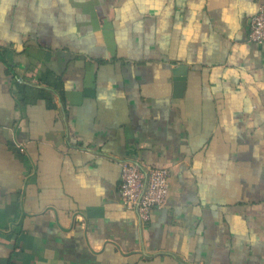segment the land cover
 <instances>
[{"label":"crops","instance_id":"crops-1","mask_svg":"<svg viewBox=\"0 0 264 264\" xmlns=\"http://www.w3.org/2000/svg\"><path fill=\"white\" fill-rule=\"evenodd\" d=\"M262 4L0 0V264H264Z\"/></svg>","mask_w":264,"mask_h":264},{"label":"built area","instance_id":"built-area-1","mask_svg":"<svg viewBox=\"0 0 264 264\" xmlns=\"http://www.w3.org/2000/svg\"><path fill=\"white\" fill-rule=\"evenodd\" d=\"M248 38L257 44L264 43V4L249 22ZM121 166L120 199L126 208L135 210L141 224H146L153 210L166 205L170 170L129 159L124 160Z\"/></svg>","mask_w":264,"mask_h":264},{"label":"water","instance_id":"water-1","mask_svg":"<svg viewBox=\"0 0 264 264\" xmlns=\"http://www.w3.org/2000/svg\"><path fill=\"white\" fill-rule=\"evenodd\" d=\"M178 70H181V71H182V70H184V69H183V67H181V68H179ZM178 70H177V71H178ZM182 72H183V71H182ZM177 85H178V84H177Z\"/></svg>","mask_w":264,"mask_h":264}]
</instances>
